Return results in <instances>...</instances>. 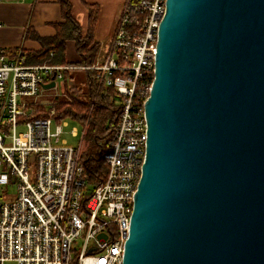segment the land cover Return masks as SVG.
Returning <instances> with one entry per match:
<instances>
[{"label": "water", "instance_id": "obj_1", "mask_svg": "<svg viewBox=\"0 0 264 264\" xmlns=\"http://www.w3.org/2000/svg\"><path fill=\"white\" fill-rule=\"evenodd\" d=\"M144 111L123 264H264V0H166Z\"/></svg>", "mask_w": 264, "mask_h": 264}, {"label": "built area", "instance_id": "obj_2", "mask_svg": "<svg viewBox=\"0 0 264 264\" xmlns=\"http://www.w3.org/2000/svg\"><path fill=\"white\" fill-rule=\"evenodd\" d=\"M165 12L166 0H125L111 43L84 68L95 102L106 88L120 100L100 146L103 168L87 166L82 143L61 139L55 111L38 113L43 86L61 83L65 94L77 68L29 64L0 47V264H123ZM82 126L84 138L89 120Z\"/></svg>", "mask_w": 264, "mask_h": 264}, {"label": "trees", "instance_id": "obj_3", "mask_svg": "<svg viewBox=\"0 0 264 264\" xmlns=\"http://www.w3.org/2000/svg\"><path fill=\"white\" fill-rule=\"evenodd\" d=\"M59 2L64 22L56 24V34L51 38H41L35 32L28 31L31 38L38 39L43 48L38 52H30L12 50L14 54L28 56L31 63H45L51 60L52 63H64L67 51L68 41H74L76 44V52L80 56L79 64L81 66H91L95 62L98 53L99 44L94 40V29L98 15V8L93 5L86 4L89 11L88 31L83 35L80 24L72 15L71 5L67 0H57ZM54 53L53 58L51 54ZM57 55V56H56ZM26 56V57H27ZM28 61V62H29ZM71 74H69L70 76ZM78 75V74H77ZM68 76V74H67ZM90 74H84V80L81 79L86 89L78 85L67 88L66 96L70 101H59L57 104L46 107L38 106V113L47 117L52 111H55L59 120L73 119L79 123H85L89 120V127L86 134L88 147L85 149L83 158L92 169L103 168L101 163V143L108 133L109 126L114 123L116 118L115 98L116 92L111 88L102 91L92 108L96 97L95 88L91 86ZM89 168V167H88Z\"/></svg>", "mask_w": 264, "mask_h": 264}, {"label": "crops", "instance_id": "obj_4", "mask_svg": "<svg viewBox=\"0 0 264 264\" xmlns=\"http://www.w3.org/2000/svg\"><path fill=\"white\" fill-rule=\"evenodd\" d=\"M67 1L71 5L73 17L80 24L83 35L88 31L89 24V11L86 4L98 8L94 40L99 44L97 53L99 56L101 50L111 43L125 0H74L73 3L71 0ZM63 22L62 9L57 0H0V47L10 51H24L28 54L38 52L43 48V44L38 39L31 38L28 31L35 32L41 38H51L56 34L55 25ZM72 51L75 52L73 56ZM26 56L28 62L30 59ZM51 56L55 57V54ZM65 58L64 63L53 64L77 68L66 73L67 88L78 85L86 89L81 79L84 80V74L89 72L84 69L86 66L78 63L80 56L76 52L74 41H68ZM28 63L40 65L52 62L50 60L45 63H31L30 61Z\"/></svg>", "mask_w": 264, "mask_h": 264}, {"label": "rangeland", "instance_id": "obj_5", "mask_svg": "<svg viewBox=\"0 0 264 264\" xmlns=\"http://www.w3.org/2000/svg\"><path fill=\"white\" fill-rule=\"evenodd\" d=\"M72 3L75 2L74 0H71ZM76 9V7H75ZM72 48V47H71ZM75 55V52L72 51L71 55ZM43 96L37 100L38 106H46V107H51L55 104H57L59 101H70L67 100V96L63 93L62 90V85L58 86V88H52V89H47L43 91ZM115 100V105L118 106L119 104V97L116 96ZM96 103V102H95ZM64 125H63V134L61 139L65 140L70 146H73L75 148H78L80 144H83V147L86 149L88 147V141L86 140V135L83 137V126L81 123L78 121H75L73 119H64ZM23 128H19V132H23ZM75 130H77V134L74 135ZM87 134V132H86ZM80 246V243H78L77 250ZM8 264H13V263H8Z\"/></svg>", "mask_w": 264, "mask_h": 264}]
</instances>
